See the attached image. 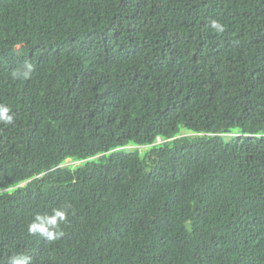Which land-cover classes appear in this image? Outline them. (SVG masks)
<instances>
[{
	"label": "trees",
	"instance_id": "1",
	"mask_svg": "<svg viewBox=\"0 0 264 264\" xmlns=\"http://www.w3.org/2000/svg\"><path fill=\"white\" fill-rule=\"evenodd\" d=\"M0 104V264H264V0H0Z\"/></svg>",
	"mask_w": 264,
	"mask_h": 264
},
{
	"label": "clouds",
	"instance_id": "2",
	"mask_svg": "<svg viewBox=\"0 0 264 264\" xmlns=\"http://www.w3.org/2000/svg\"><path fill=\"white\" fill-rule=\"evenodd\" d=\"M209 26L217 33L224 31V26L217 20L209 21ZM33 73V65L25 62L22 70L14 74V78H22L24 80L31 79ZM15 114L9 106L0 104V124H14ZM69 205L63 207H54L50 212L36 213L32 221L27 226V232L30 235H38L47 242H54L64 236L63 225L69 219ZM7 264H32V257L26 253H15L9 256Z\"/></svg>",
	"mask_w": 264,
	"mask_h": 264
},
{
	"label": "rangeland",
	"instance_id": "3",
	"mask_svg": "<svg viewBox=\"0 0 264 264\" xmlns=\"http://www.w3.org/2000/svg\"><path fill=\"white\" fill-rule=\"evenodd\" d=\"M232 135H230V134H228V135H224V138H229V137H231ZM137 148V147H136ZM135 149V147H132V146H129V147H127L126 148V150L127 151H133ZM140 150L141 151H144V150H146L145 148H140ZM66 166H69V165H71V166H76V165H79V163H73V162H70V161H67L66 162V164H65Z\"/></svg>",
	"mask_w": 264,
	"mask_h": 264
}]
</instances>
